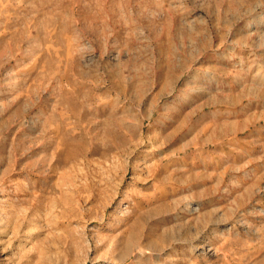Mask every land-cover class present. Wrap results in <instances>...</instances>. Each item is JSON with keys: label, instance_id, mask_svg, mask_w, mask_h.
Returning a JSON list of instances; mask_svg holds the SVG:
<instances>
[{"label": "rangeland", "instance_id": "1", "mask_svg": "<svg viewBox=\"0 0 264 264\" xmlns=\"http://www.w3.org/2000/svg\"><path fill=\"white\" fill-rule=\"evenodd\" d=\"M0 264H264V0H0Z\"/></svg>", "mask_w": 264, "mask_h": 264}, {"label": "bare ground", "instance_id": "2", "mask_svg": "<svg viewBox=\"0 0 264 264\" xmlns=\"http://www.w3.org/2000/svg\"><path fill=\"white\" fill-rule=\"evenodd\" d=\"M79 4V3H78ZM48 5V4H47ZM57 11V10H56ZM77 141V140H76ZM79 142H82V141H79ZM95 143V142H94ZM78 144V143H77ZM81 144V147H83L82 146V143H79L78 145H80ZM88 144V143H87ZM66 145V144H65ZM68 146H70V145H68ZM73 146H76V145H74V143H73ZM98 146V145H97ZM92 147H94V146H92ZM70 148V147H69ZM71 149V148H70ZM70 149H68V150H70ZM83 149V148H82ZM98 149V148H97ZM67 151V150H66ZM71 151V150H70ZM79 152H81V149L80 148H77V147H75V149L74 150H72V155H74V154H78ZM96 152V151H95ZM94 152V153H95ZM74 153V154H73ZM67 154V153H66ZM65 153H64V155H66ZM68 156V155H67ZM66 159H67V157H66Z\"/></svg>", "mask_w": 264, "mask_h": 264}]
</instances>
